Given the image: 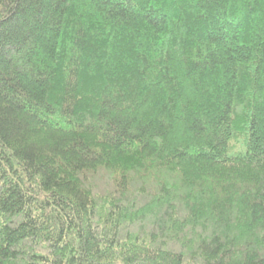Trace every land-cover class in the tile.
Instances as JSON below:
<instances>
[{
  "label": "trees",
  "instance_id": "trees-1",
  "mask_svg": "<svg viewBox=\"0 0 264 264\" xmlns=\"http://www.w3.org/2000/svg\"><path fill=\"white\" fill-rule=\"evenodd\" d=\"M0 264H264V0H0Z\"/></svg>",
  "mask_w": 264,
  "mask_h": 264
}]
</instances>
